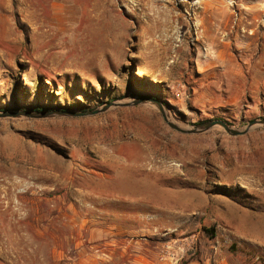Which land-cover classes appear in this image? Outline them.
I'll return each instance as SVG.
<instances>
[{"label": "rangeland", "instance_id": "1", "mask_svg": "<svg viewBox=\"0 0 264 264\" xmlns=\"http://www.w3.org/2000/svg\"><path fill=\"white\" fill-rule=\"evenodd\" d=\"M144 97L185 129L264 118V0H0V113ZM0 264H264V128L0 117Z\"/></svg>", "mask_w": 264, "mask_h": 264}, {"label": "water", "instance_id": "2", "mask_svg": "<svg viewBox=\"0 0 264 264\" xmlns=\"http://www.w3.org/2000/svg\"><path fill=\"white\" fill-rule=\"evenodd\" d=\"M141 104H150L157 108V110L160 112L164 122L173 130L181 133V134H200L204 132H208L215 128H220L224 131L225 134L231 137H239L244 136L248 134L250 131L256 129V128H264V118L250 121L245 128L243 129H235L232 128L227 122L223 120H210L203 123H199L195 126H193L190 129L181 128L177 124H175L170 117L168 116L164 106L162 103L157 101L154 98L150 97H144L141 99H137L131 102L127 103H109L108 105H105L104 107H101L99 109L87 111V112H81V113H75V112H69V111H19V112H2L0 113V117H27V118H34V119H42V118H48V117H54V116H89V115H96L102 112H105L107 108L109 107H117V106H136Z\"/></svg>", "mask_w": 264, "mask_h": 264}, {"label": "trees", "instance_id": "3", "mask_svg": "<svg viewBox=\"0 0 264 264\" xmlns=\"http://www.w3.org/2000/svg\"><path fill=\"white\" fill-rule=\"evenodd\" d=\"M43 109L40 108H36L35 111H42Z\"/></svg>", "mask_w": 264, "mask_h": 264}, {"label": "bare ground", "instance_id": "4", "mask_svg": "<svg viewBox=\"0 0 264 264\" xmlns=\"http://www.w3.org/2000/svg\"><path fill=\"white\" fill-rule=\"evenodd\" d=\"M48 41V40H47ZM259 236V235H258Z\"/></svg>", "mask_w": 264, "mask_h": 264}, {"label": "crops", "instance_id": "5", "mask_svg": "<svg viewBox=\"0 0 264 264\" xmlns=\"http://www.w3.org/2000/svg\"><path fill=\"white\" fill-rule=\"evenodd\" d=\"M172 104H173V102H172Z\"/></svg>", "mask_w": 264, "mask_h": 264}]
</instances>
